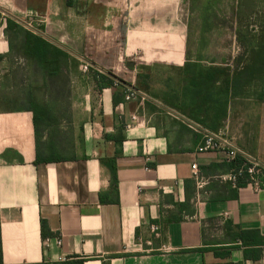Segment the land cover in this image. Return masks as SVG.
<instances>
[{
    "label": "crops",
    "instance_id": "crops-1",
    "mask_svg": "<svg viewBox=\"0 0 264 264\" xmlns=\"http://www.w3.org/2000/svg\"><path fill=\"white\" fill-rule=\"evenodd\" d=\"M190 1L0 0L42 32L0 10V97L28 98L10 82L45 81L13 48L11 18L69 54L63 73L78 106L68 130L62 120L38 146L34 113L0 103V264H264V182L222 177L225 152L198 151L196 130L220 132L264 164V100L223 90L234 57L201 54L209 43L194 40ZM81 58L91 69L80 75ZM147 79L154 86L137 85ZM132 85L147 97L127 100Z\"/></svg>",
    "mask_w": 264,
    "mask_h": 264
},
{
    "label": "rangeland",
    "instance_id": "rangeland-1",
    "mask_svg": "<svg viewBox=\"0 0 264 264\" xmlns=\"http://www.w3.org/2000/svg\"><path fill=\"white\" fill-rule=\"evenodd\" d=\"M239 1L240 6L237 8L236 0H199L197 7H195V10H192L193 19L191 20V22L195 29L200 28V30L202 31V34L194 36V40L201 43L203 41L204 43H209V50L203 51L201 52V54L207 55V57H215L217 59L233 58L237 56L240 57L241 54L245 53L246 49L252 46L250 43H254L256 45L262 43V39L264 36V0ZM207 15H216V19L214 21L211 18L210 20L207 19L208 21H203L202 19L197 20V16ZM0 16L5 17L6 14L0 11ZM33 19L29 18V20L32 21L31 23L37 26L38 22ZM207 22H211L213 24ZM23 24L33 30L36 29L29 23ZM250 54L251 53L247 54V61L251 59ZM88 72L89 71H84L82 68L78 70V74L80 75L86 74ZM67 76L68 75H66V78ZM38 78L40 79L41 77L39 76ZM29 79L30 81L35 80L36 77H29ZM147 80H142L140 84L137 83V85L139 87L141 86L146 88L148 84L154 86L155 82L152 79ZM8 84L11 88V93L13 96H24L25 94H27V90H29L32 86H35L32 92L33 95L35 94L37 101H41L46 104L48 103L50 105L54 103L53 108L59 117L64 116L68 113L72 118L74 108L78 107L77 105H75V107L73 105L74 99L72 98V94H74L75 88L72 87L71 83L68 82L66 83L67 89H65L63 93H59L53 90L52 86L56 87V84L48 87L45 82L43 83L41 81L29 83H20L16 81L15 83L10 82ZM137 85H132V88L139 90L142 93L141 97L146 98L147 95L145 94V92L137 88ZM250 90L254 91V88L252 87L250 88ZM29 100L30 99L26 97H0V103L10 107H15L21 104L27 106L29 104ZM67 121H64L62 123L64 127L62 128L63 131L68 130L69 128L70 123Z\"/></svg>",
    "mask_w": 264,
    "mask_h": 264
},
{
    "label": "trees",
    "instance_id": "trees-1",
    "mask_svg": "<svg viewBox=\"0 0 264 264\" xmlns=\"http://www.w3.org/2000/svg\"><path fill=\"white\" fill-rule=\"evenodd\" d=\"M202 1V0H200ZM237 1V8L240 6V1ZM199 0H191L190 1V10H195L197 7ZM236 8V9H237ZM197 10V9H196ZM199 10V9H198ZM236 12V11H235ZM238 12V11H237ZM210 18L214 21L216 19V15H207L201 16L203 21H208ZM211 23V22H207ZM206 23V24H207ZM213 24V23H211ZM8 30L10 31L9 35L16 41L14 43L13 48L17 53L27 54L32 60L36 63L37 68L41 69L44 72V82L50 87L53 84H56V87H53L54 91L59 93H63L66 88L67 78L63 73L64 67L67 65L70 56L69 54L59 48L58 46L52 44L45 38L40 35H37L27 29H25L21 24L16 22L15 20L8 18L7 20ZM240 33V32H239ZM204 39V37H203ZM204 42V41H203ZM250 43V42H249ZM252 46L245 50V53L241 54V56L234 57V72L233 77L231 79V83L229 79L224 80L225 88L224 91L231 89V92L236 95L244 94L245 91H251L250 88H254V94L259 98L264 100V36L262 39V43L260 44H252ZM250 54L251 59L247 61V54ZM229 69V68H227ZM217 69H215V73ZM225 69H221V74L225 75ZM101 80L105 78H109L105 74H99ZM212 75H210L211 78ZM35 86H32L28 92L29 104L26 106L27 109L31 110L34 113L36 132L38 138V146L42 141V137L45 132L49 133L53 130V133H50L51 136L55 133V128L59 125L62 120H70V114H65L64 116H58L53 106L50 104L43 103L41 101H37L35 94L33 95L32 90H34ZM206 91L209 90L207 86ZM198 90V89H197ZM201 90V88H199ZM31 92V93H30ZM30 93V94H29ZM62 95V94H61ZM56 136V134L54 135ZM53 137H51L52 139ZM48 147H52V140L48 142ZM234 163L230 162V170L234 167ZM113 182L114 185H118L117 176L115 173V166ZM264 182V176L262 178ZM245 180H240V184H244ZM42 229L44 232V237L51 236V233L48 232L47 223L45 220L42 221ZM2 260V249L0 242V262ZM82 264V261L78 262ZM59 264H70L68 262H62Z\"/></svg>",
    "mask_w": 264,
    "mask_h": 264
},
{
    "label": "built area",
    "instance_id": "built-area-1",
    "mask_svg": "<svg viewBox=\"0 0 264 264\" xmlns=\"http://www.w3.org/2000/svg\"><path fill=\"white\" fill-rule=\"evenodd\" d=\"M80 61L81 68L84 71H89L91 69L90 62L86 61L84 58H81ZM138 96H142V93L139 90L130 88V91L126 95V99L129 100ZM196 130L202 135L198 151L225 152L227 161L235 164L229 174L222 175V177L230 180L236 187L239 186L240 180H245L256 188H259L263 184L264 164L257 157L244 148L236 145L232 140L225 138L220 132H212L202 127H197ZM193 169L195 180L198 186L202 187L207 183V180L201 177L197 164H193ZM152 228L155 230L158 229L155 225H153ZM50 241V237L45 238L44 245L46 248L49 247ZM56 242L58 245H61V235L56 237Z\"/></svg>",
    "mask_w": 264,
    "mask_h": 264
},
{
    "label": "water",
    "instance_id": "water-1",
    "mask_svg": "<svg viewBox=\"0 0 264 264\" xmlns=\"http://www.w3.org/2000/svg\"><path fill=\"white\" fill-rule=\"evenodd\" d=\"M0 10H2L1 8H0ZM3 12H5V13H7L5 10H2ZM8 15H11V14H9V13H7ZM12 16V15H11ZM13 17V16H12ZM14 19H16L17 21H19V22H21V23H24V22H22V20H20V19H18L17 17H13ZM35 31H37V32H39V33H42V32H40L39 30H37V29H35Z\"/></svg>",
    "mask_w": 264,
    "mask_h": 264
}]
</instances>
